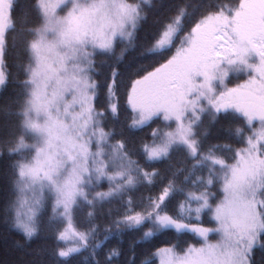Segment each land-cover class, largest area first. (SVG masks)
<instances>
[{
  "label": "snow or ice",
  "instance_id": "1",
  "mask_svg": "<svg viewBox=\"0 0 264 264\" xmlns=\"http://www.w3.org/2000/svg\"><path fill=\"white\" fill-rule=\"evenodd\" d=\"M19 3L0 0L17 264H264V0Z\"/></svg>",
  "mask_w": 264,
  "mask_h": 264
},
{
  "label": "trees",
  "instance_id": "2",
  "mask_svg": "<svg viewBox=\"0 0 264 264\" xmlns=\"http://www.w3.org/2000/svg\"><path fill=\"white\" fill-rule=\"evenodd\" d=\"M28 2L29 0H20V3L17 6L16 15L19 14L20 8L25 7ZM204 226H209V225L205 224ZM132 238L133 237L131 236L125 238V242L123 245L125 250V256L122 257V259L131 256V252L128 251V244ZM15 239H17V237L6 232L3 226L0 225V264H17V262L23 258V254L14 247ZM183 239L191 240L192 239L191 234L185 236ZM176 240L177 237H175L174 235L162 236L160 237L161 243L158 246H165L163 243L164 241L176 242ZM39 243L40 242L37 241L32 246L35 248ZM137 251H139V246H137ZM87 256L88 253L84 252L82 255L75 258L74 264H85V258ZM259 257H260V253L258 252L257 259H259ZM135 259L137 261V264H139L140 257L137 256ZM157 260H156V264H157Z\"/></svg>",
  "mask_w": 264,
  "mask_h": 264
},
{
  "label": "rangeland",
  "instance_id": "3",
  "mask_svg": "<svg viewBox=\"0 0 264 264\" xmlns=\"http://www.w3.org/2000/svg\"><path fill=\"white\" fill-rule=\"evenodd\" d=\"M234 83H235V81H234ZM231 86V85H230ZM157 264H159V260H157Z\"/></svg>",
  "mask_w": 264,
  "mask_h": 264
}]
</instances>
